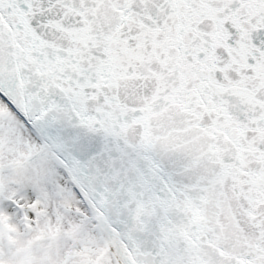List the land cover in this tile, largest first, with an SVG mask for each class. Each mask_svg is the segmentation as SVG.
<instances>
[{
  "label": "snow or ice",
  "instance_id": "1",
  "mask_svg": "<svg viewBox=\"0 0 264 264\" xmlns=\"http://www.w3.org/2000/svg\"><path fill=\"white\" fill-rule=\"evenodd\" d=\"M0 264H264V0H0Z\"/></svg>",
  "mask_w": 264,
  "mask_h": 264
}]
</instances>
